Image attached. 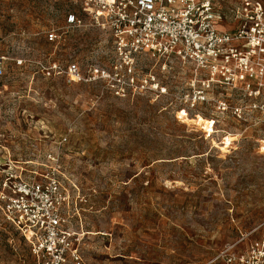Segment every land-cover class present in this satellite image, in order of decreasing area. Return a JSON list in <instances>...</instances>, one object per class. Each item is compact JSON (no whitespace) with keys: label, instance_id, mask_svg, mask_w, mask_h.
I'll return each instance as SVG.
<instances>
[{"label":"rangeland","instance_id":"rangeland-1","mask_svg":"<svg viewBox=\"0 0 264 264\" xmlns=\"http://www.w3.org/2000/svg\"><path fill=\"white\" fill-rule=\"evenodd\" d=\"M71 12L81 26L66 27ZM111 49L109 32L73 0H0V185L58 166L78 202L86 264H221L229 245L264 237V119L222 115L212 133L199 124L208 118L179 112L171 85L170 94L119 97L64 72L70 62L86 75L109 67ZM0 264H36L5 225Z\"/></svg>","mask_w":264,"mask_h":264},{"label":"built area","instance_id":"built-area-1","mask_svg":"<svg viewBox=\"0 0 264 264\" xmlns=\"http://www.w3.org/2000/svg\"><path fill=\"white\" fill-rule=\"evenodd\" d=\"M111 36V65L88 75L76 62L70 81H102L119 97L159 92L178 97L189 116L239 121L264 119V3L261 0H73ZM65 25H82L68 13ZM57 29L47 33L55 42ZM0 56V76L4 73ZM53 68L62 69L55 64ZM165 75L163 84L159 74ZM170 75V77H169ZM215 131H212L214 133ZM208 135L210 131L206 132ZM53 167L46 175H9L0 185V228H14L27 241L36 264H86L76 243L77 200ZM39 176V178H38ZM242 241V240H241ZM240 241V242H241ZM220 252L221 264H264V237L244 248Z\"/></svg>","mask_w":264,"mask_h":264},{"label":"bare ground","instance_id":"bare-ground-1","mask_svg":"<svg viewBox=\"0 0 264 264\" xmlns=\"http://www.w3.org/2000/svg\"><path fill=\"white\" fill-rule=\"evenodd\" d=\"M199 117L202 118L203 116L200 115ZM210 121L213 123L212 120L205 119L203 121H200L199 124L201 125V128H205L206 130H210L212 132L214 129L212 130L211 128L212 123H210ZM235 136L229 135L227 138L228 139L227 142L226 143L224 142L225 146H223L221 149L225 150L226 148L230 147L229 142H233L235 140Z\"/></svg>","mask_w":264,"mask_h":264}]
</instances>
